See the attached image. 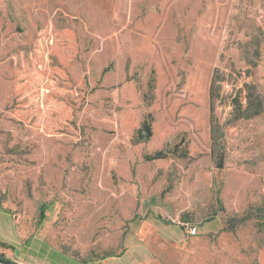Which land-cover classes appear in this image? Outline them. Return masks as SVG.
<instances>
[{
  "label": "rangeland",
  "instance_id": "1",
  "mask_svg": "<svg viewBox=\"0 0 264 264\" xmlns=\"http://www.w3.org/2000/svg\"><path fill=\"white\" fill-rule=\"evenodd\" d=\"M45 23L77 39L58 133L14 113ZM0 208L21 235L0 253L29 264H264V0H0Z\"/></svg>",
  "mask_w": 264,
  "mask_h": 264
},
{
  "label": "trees",
  "instance_id": "2",
  "mask_svg": "<svg viewBox=\"0 0 264 264\" xmlns=\"http://www.w3.org/2000/svg\"><path fill=\"white\" fill-rule=\"evenodd\" d=\"M77 54V39L70 28L59 29L53 23H45L39 29L36 38L27 50V56L22 57L21 64L14 67V113L26 122L44 128L51 133H58L65 126L72 123V110L64 99V89L59 86L60 81L66 80L62 68L66 67L72 57ZM53 59L57 64H52ZM248 73V72H247ZM221 69L215 67L208 89L209 97V124L212 141V155L215 156L217 166L224 165V141L215 138L216 126L212 121V111L217 101L215 91L228 80L220 76ZM249 75V74H247ZM236 85V84H235ZM234 85V87H235ZM256 111V113H258ZM152 115L147 113L137 129L139 139L148 140L152 135ZM224 134V131L221 132ZM217 134V133H216ZM221 134V135H222ZM217 150L216 154L214 152ZM168 153L175 154L174 150H157L145 154L146 160L163 159ZM219 191H217V194ZM220 204L221 199L217 197ZM221 210H223L222 206ZM43 212H41V216ZM234 214L227 218L229 226L226 229L235 230L238 224L243 223L247 216ZM5 248L11 246L0 242ZM3 255V253H0Z\"/></svg>",
  "mask_w": 264,
  "mask_h": 264
},
{
  "label": "crops",
  "instance_id": "3",
  "mask_svg": "<svg viewBox=\"0 0 264 264\" xmlns=\"http://www.w3.org/2000/svg\"><path fill=\"white\" fill-rule=\"evenodd\" d=\"M16 230L17 227L13 215L9 211L0 208V242L16 248L21 240V235L18 230L16 233Z\"/></svg>",
  "mask_w": 264,
  "mask_h": 264
},
{
  "label": "water",
  "instance_id": "4",
  "mask_svg": "<svg viewBox=\"0 0 264 264\" xmlns=\"http://www.w3.org/2000/svg\"><path fill=\"white\" fill-rule=\"evenodd\" d=\"M0 264H29V263L10 259V258L0 254Z\"/></svg>",
  "mask_w": 264,
  "mask_h": 264
},
{
  "label": "built area",
  "instance_id": "5",
  "mask_svg": "<svg viewBox=\"0 0 264 264\" xmlns=\"http://www.w3.org/2000/svg\"><path fill=\"white\" fill-rule=\"evenodd\" d=\"M187 232H188V234H190V235L195 234V233H196V227H195V226H188V227H187Z\"/></svg>",
  "mask_w": 264,
  "mask_h": 264
}]
</instances>
